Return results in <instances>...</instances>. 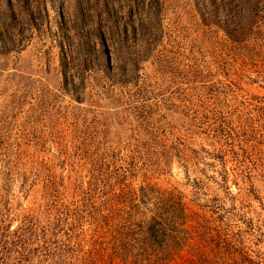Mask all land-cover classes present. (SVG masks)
<instances>
[{"label": "rangeland", "instance_id": "rangeland-1", "mask_svg": "<svg viewBox=\"0 0 264 264\" xmlns=\"http://www.w3.org/2000/svg\"><path fill=\"white\" fill-rule=\"evenodd\" d=\"M211 11L0 0V264H264V0Z\"/></svg>", "mask_w": 264, "mask_h": 264}, {"label": "trees", "instance_id": "trees-1", "mask_svg": "<svg viewBox=\"0 0 264 264\" xmlns=\"http://www.w3.org/2000/svg\"><path fill=\"white\" fill-rule=\"evenodd\" d=\"M205 4H211V7L213 8L212 14L208 13V17L212 18V22L215 25H218V21H214L219 14L222 13L223 18V24L219 25L225 33L231 38V39H241L245 36L247 29L246 27H243L242 24L237 23L236 19L240 18V15L251 11L253 6L256 3V0H204ZM227 10V11H224ZM213 15V17H212ZM239 16V17H238ZM100 41L102 42V38L100 37ZM157 219H152L150 224L146 227H144V232L152 239V243L158 246L164 245L162 239H159L161 236H165L167 231L169 229L165 228L167 226L165 223ZM122 229H124L126 232H135L140 231L141 227L139 225H135V227L131 226L129 224L128 226H124Z\"/></svg>", "mask_w": 264, "mask_h": 264}]
</instances>
